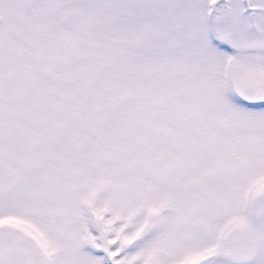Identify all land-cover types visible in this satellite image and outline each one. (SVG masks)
I'll return each mask as SVG.
<instances>
[{
	"label": "snow or ice",
	"instance_id": "snow-or-ice-1",
	"mask_svg": "<svg viewBox=\"0 0 264 264\" xmlns=\"http://www.w3.org/2000/svg\"><path fill=\"white\" fill-rule=\"evenodd\" d=\"M0 264H264V0H0Z\"/></svg>",
	"mask_w": 264,
	"mask_h": 264
}]
</instances>
